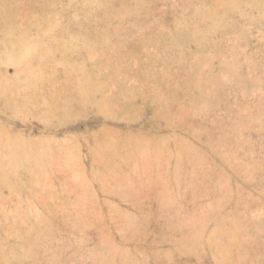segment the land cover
Instances as JSON below:
<instances>
[{"label":"rangeland","instance_id":"1","mask_svg":"<svg viewBox=\"0 0 264 264\" xmlns=\"http://www.w3.org/2000/svg\"><path fill=\"white\" fill-rule=\"evenodd\" d=\"M0 264H264V0H0Z\"/></svg>","mask_w":264,"mask_h":264}]
</instances>
